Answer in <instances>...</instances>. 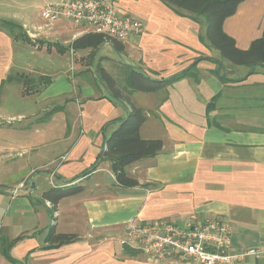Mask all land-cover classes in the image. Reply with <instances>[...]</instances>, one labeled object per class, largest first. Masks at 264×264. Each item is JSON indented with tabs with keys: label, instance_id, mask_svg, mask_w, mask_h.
Returning <instances> with one entry per match:
<instances>
[{
	"label": "crops",
	"instance_id": "obj_1",
	"mask_svg": "<svg viewBox=\"0 0 264 264\" xmlns=\"http://www.w3.org/2000/svg\"><path fill=\"white\" fill-rule=\"evenodd\" d=\"M27 2L0 0V19L20 24L30 37L14 38L0 28V108L12 119L37 113L35 107L11 112L1 104L7 76L23 72L52 77L39 91L23 95L53 106L40 108L44 117L36 124L14 127L28 133V140L22 136L0 146V172L11 160L18 166L13 177L0 175V264H165L119 243L126 224L131 219L185 224L194 214L229 221L235 251L264 248V66L249 73V66L232 65L205 36V16L183 15L162 0H116L123 13L144 23V31L124 41L106 39L99 47L77 49L70 45L91 32L86 25L63 40L70 22H47L31 13ZM223 27L239 48H249L264 33V0H242ZM70 50L95 58L90 73L81 63H71ZM106 52L119 61L115 71L101 59H107ZM69 61L75 67L73 89L63 88L66 78L53 87L60 73H69ZM195 61L196 76L132 95L147 113L141 136L160 138L164 146L159 154L126 167L137 184L120 183L101 155L128 105L109 94L103 72L123 82L127 64L166 77ZM23 95L18 96L25 99ZM21 183L24 187L15 193ZM70 184L83 189L60 199L52 220V204L42 194L50 186ZM52 223L56 232L77 238L51 246ZM237 264L251 263L247 258Z\"/></svg>",
	"mask_w": 264,
	"mask_h": 264
},
{
	"label": "trees",
	"instance_id": "obj_2",
	"mask_svg": "<svg viewBox=\"0 0 264 264\" xmlns=\"http://www.w3.org/2000/svg\"><path fill=\"white\" fill-rule=\"evenodd\" d=\"M176 11L192 18H198L203 15L206 18V34L210 45L217 49L222 58L229 61L232 65L249 66L251 73L255 67L264 66V33L262 36L254 39L247 49H241L237 46L235 38L230 36L224 30L225 19L234 14L239 3L242 0H162ZM0 28H3L14 38L30 40L27 33L20 24L7 19H0ZM107 38L100 33L89 32L75 38L70 45L74 49L99 47ZM204 40V37L202 36ZM108 40H115L110 38ZM116 43V41H114ZM51 45V43H49ZM197 61L186 69L176 72L169 76L156 77L141 68L131 65H125L122 71L124 75L123 82L114 78L107 71L103 72L106 81V87L109 94L122 102L126 101L128 105L127 116L118 121V126L106 137V147L102 152L101 158L111 162L112 170L116 174L118 181L125 185H134L138 181L131 178L126 167L131 163L142 158L151 157L159 154L163 150L164 142L160 138H143L140 129L146 120V110L132 101L131 97L136 91L156 92L188 76H196L195 66ZM17 79L22 81L24 91H39L46 84L51 82L52 77L40 75L31 77L25 73L9 74L6 80ZM239 79V78H238ZM213 102H210L211 106ZM57 110L54 107L49 114ZM95 167V166H93ZM88 169L80 176L91 172L94 168ZM83 187L79 184H70L67 186H50L42 194V199L49 200L52 204L51 215L55 220L54 212L57 204L65 196L75 195L81 192ZM77 235L74 233H58L55 231V225L52 223V231L48 237L51 246L74 241ZM128 252L138 254L139 251L127 248ZM5 254L12 260L10 251L6 250Z\"/></svg>",
	"mask_w": 264,
	"mask_h": 264
},
{
	"label": "built area",
	"instance_id": "obj_3",
	"mask_svg": "<svg viewBox=\"0 0 264 264\" xmlns=\"http://www.w3.org/2000/svg\"><path fill=\"white\" fill-rule=\"evenodd\" d=\"M40 15L50 23L65 17L76 26L86 25L92 32L120 41L145 29L140 19L123 13L116 0H52ZM232 231L226 219L194 214L185 224L173 219L152 223L131 219L118 240L123 246L141 250L148 260L165 264H237L250 257L264 264V248H232Z\"/></svg>",
	"mask_w": 264,
	"mask_h": 264
},
{
	"label": "rangeland",
	"instance_id": "obj_4",
	"mask_svg": "<svg viewBox=\"0 0 264 264\" xmlns=\"http://www.w3.org/2000/svg\"><path fill=\"white\" fill-rule=\"evenodd\" d=\"M46 1L47 0H29V2H27V4L30 5L31 13H35L36 16H39L41 18V16H40V11L42 10L41 7ZM61 18H65V17H61ZM65 19H67V18H65ZM69 22L70 23L67 24L68 29H69V35L68 36L66 35V37H63V40L72 39L73 34L75 32L74 30L80 29L79 26L74 25L73 23H71V21H69ZM103 48H104V50H107L106 45L103 46ZM49 52L52 53L51 50ZM102 53H105V52L102 51ZM106 53L107 54H102V55H106L107 59H105V56L101 57V59L103 62L106 61L107 65L111 69L114 68V71H115V68L117 69L120 66L118 64L119 61L116 60L115 58H112L111 56H109L108 52H106ZM97 54L100 55L98 52H97ZM97 54H95V55H97ZM24 55H26V54H24ZM53 55L55 57V53ZM68 55H69L71 63H73V65H74V63L76 65L77 62L81 63L85 68L84 70L87 71V73H90V69H91L90 66L93 64V61L95 59L94 57L91 58L89 56L90 53L87 54V51H86L85 55L76 54V51L72 52L70 50V51H68ZM118 56L120 57V54ZM121 56L125 60V55L121 54ZM71 63L69 61V66H68L69 73H66V74L60 73V75L58 76V79H57V81L53 87L58 85L57 84L58 82L62 81L64 78H66L65 85H63V88L67 85V86H69L70 91L73 89V86L75 84V81H74L75 79H72V75L75 73V67ZM58 66H61V62H59ZM116 72H117V70H116ZM25 74H26V72H25ZM27 75H29L31 77H33V76L39 77L40 76L39 73H27ZM23 89H24V85H23L22 81H19L17 79L5 80L4 85L2 86V95L5 96V100L2 99L1 104L2 105L5 104L8 107V111H11V112H17L19 110L26 109L29 107H35V108H38V110H36L37 113L35 115L33 114V115H29L28 117H23V118L16 116L15 119H12V118L8 117L7 115H3V110L0 108V146H2L3 144H7L9 142H12L13 140H16L18 138H21L22 136H25V134H28V133L16 131L15 128L18 126L26 125V124H36L37 119L40 116H42L44 111H45V110L44 111L40 110V108L43 105H46L48 109H50L53 106V105L48 106L47 105L48 103L38 104L37 102H35V96L23 95V93L31 95V94L37 92V91H34V88H32V90H30L29 92L28 91L25 92V91H23ZM21 93L23 96H26L25 99L19 98L18 95H20ZM10 96H11V98H10ZM13 98H15V99H13ZM57 102L58 101H54V104H56ZM42 117H44V116H42ZM20 124H22V125H20ZM25 139L28 140L29 136H25ZM11 161L5 165H2L3 169L1 170L0 175H2L3 178L4 177H13L14 175L17 174L18 166L16 164L12 163ZM2 180L3 179L0 177V182H4ZM2 186L7 187L8 185L2 184ZM248 260L250 261L251 264H257V260H255L253 257L248 258Z\"/></svg>",
	"mask_w": 264,
	"mask_h": 264
}]
</instances>
